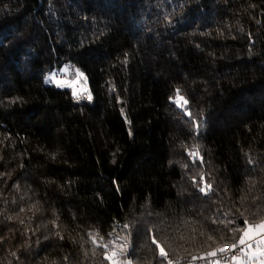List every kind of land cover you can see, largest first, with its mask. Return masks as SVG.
I'll return each mask as SVG.
<instances>
[{
    "label": "trees",
    "instance_id": "1",
    "mask_svg": "<svg viewBox=\"0 0 264 264\" xmlns=\"http://www.w3.org/2000/svg\"><path fill=\"white\" fill-rule=\"evenodd\" d=\"M65 64L91 102L44 82ZM245 219L264 222V0H0V264H110L124 242L162 263L153 236L187 257Z\"/></svg>",
    "mask_w": 264,
    "mask_h": 264
},
{
    "label": "snow or ice",
    "instance_id": "2",
    "mask_svg": "<svg viewBox=\"0 0 264 264\" xmlns=\"http://www.w3.org/2000/svg\"><path fill=\"white\" fill-rule=\"evenodd\" d=\"M169 2H172V0H169ZM169 24L171 25V21H169ZM69 69H72L74 72L73 78L71 80L67 78ZM59 71L65 74L64 77H60L58 73L53 72L44 76V82L46 84L53 83L57 88L71 89L72 97L77 101H79L85 93H87L86 98L89 102L93 100V96L88 88L87 77L83 71H81L79 68H76L74 65L68 64L64 65ZM81 81H83L82 84L80 83ZM77 85H79V88ZM180 91L181 90L177 88L175 90V99H173L172 96H169V101L174 102L178 108H185V106L189 104V101L180 94ZM185 115L191 118V123L194 125L197 132L201 127H203L204 121L202 119L197 121L196 118L192 116V113L187 111L185 112ZM190 154L195 156L197 153L195 149H193ZM249 162L251 163V160ZM200 179L201 182H203L204 178L201 177ZM194 183H196L195 180ZM198 190L200 193L207 194V192L211 190V185L204 183L203 187L198 186ZM227 223H232V221L229 220ZM124 227L127 228L128 225H125ZM231 231L233 236L231 240V246L228 249V252L232 253L230 256L231 264H264V222L249 223L248 219H245L243 228L237 227ZM237 233H239L238 239L236 238ZM208 239L211 240L212 237L209 236ZM93 243H96V241L93 240ZM152 244L155 245V247L159 250V257L162 258V262L167 261V264H180L179 260L173 261L169 258L165 248L157 242L155 236L152 238ZM104 248V259L109 261L110 264H131L130 261L126 262L120 259V257H123L124 253L128 250L127 242H124L119 246H114L110 252L108 251L109 245L105 244ZM218 253L227 256L225 248L218 247L213 251L207 252L205 256H192L191 261H189L188 264H192V262L196 261L197 259L204 260L210 257H216ZM15 255L16 254L13 253V256ZM213 264H222V261L221 259H217L213 262Z\"/></svg>",
    "mask_w": 264,
    "mask_h": 264
},
{
    "label": "built area",
    "instance_id": "3",
    "mask_svg": "<svg viewBox=\"0 0 264 264\" xmlns=\"http://www.w3.org/2000/svg\"><path fill=\"white\" fill-rule=\"evenodd\" d=\"M63 66H61V67H54L50 71V73L55 72V73H58L60 77H64L65 74L59 71ZM73 74H74L73 70L72 69H69V73L67 75V78H69V76H71ZM230 246H231V244H229V243L221 246V247H224L225 248V252L227 253V256H224V254H219L218 253L216 257H210V258H207V259H204V260L197 259L196 261H193L192 264H213V262L215 260H217V259H221L222 264H231L230 256L232 255V253H229L228 252V249L230 248ZM237 251H238V249H237ZM205 255H206V253H196L194 255H190V256H187V257H176V258H172L169 255L168 256L173 261L179 260L180 261V264H188V262L191 261V257L192 256L200 257V256H205ZM131 264H134V263H131ZM147 264H167V261H163L162 263H147Z\"/></svg>",
    "mask_w": 264,
    "mask_h": 264
},
{
    "label": "rangeland",
    "instance_id": "4",
    "mask_svg": "<svg viewBox=\"0 0 264 264\" xmlns=\"http://www.w3.org/2000/svg\"><path fill=\"white\" fill-rule=\"evenodd\" d=\"M73 75H74V74H73ZM73 75L69 76V78H68V79H69V80H71V79L73 78ZM80 83L82 84V83H83V81H81ZM77 87L79 88V85H77ZM86 97H87V93H85V94L82 96V98H81V99L87 100V98H86ZM260 223H261V222H260Z\"/></svg>",
    "mask_w": 264,
    "mask_h": 264
}]
</instances>
